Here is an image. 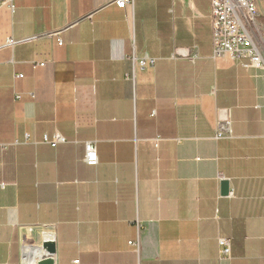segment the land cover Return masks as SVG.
I'll list each match as a JSON object with an SVG mask.
<instances>
[{
    "label": "crops",
    "instance_id": "obj_1",
    "mask_svg": "<svg viewBox=\"0 0 264 264\" xmlns=\"http://www.w3.org/2000/svg\"><path fill=\"white\" fill-rule=\"evenodd\" d=\"M113 1L0 0V264H264V68L211 0Z\"/></svg>",
    "mask_w": 264,
    "mask_h": 264
},
{
    "label": "built area",
    "instance_id": "obj_2",
    "mask_svg": "<svg viewBox=\"0 0 264 264\" xmlns=\"http://www.w3.org/2000/svg\"><path fill=\"white\" fill-rule=\"evenodd\" d=\"M257 1L258 0H211V17L213 25L214 57L224 54L230 55L233 60H240L244 67L264 68V38L257 28ZM135 0H114L113 3L121 9L134 6ZM137 69L153 67L155 59L148 56L132 57ZM22 75H19L21 77ZM17 98H21L18 95ZM219 134H224L222 127ZM64 138L59 137L49 141L57 146ZM84 161L88 165H97L99 155L95 141H88L85 145ZM130 244H135L130 241ZM221 256L230 257L231 243L229 239L221 238ZM78 262V261H75Z\"/></svg>",
    "mask_w": 264,
    "mask_h": 264
},
{
    "label": "water",
    "instance_id": "obj_3",
    "mask_svg": "<svg viewBox=\"0 0 264 264\" xmlns=\"http://www.w3.org/2000/svg\"><path fill=\"white\" fill-rule=\"evenodd\" d=\"M222 118H226V113L223 111ZM221 188L223 194H229L230 183L228 180L223 179L221 181ZM42 251V256L39 257L37 264H56L55 254L57 252L56 241L50 237L44 235L42 243L37 246Z\"/></svg>",
    "mask_w": 264,
    "mask_h": 264
},
{
    "label": "bare ground",
    "instance_id": "obj_4",
    "mask_svg": "<svg viewBox=\"0 0 264 264\" xmlns=\"http://www.w3.org/2000/svg\"><path fill=\"white\" fill-rule=\"evenodd\" d=\"M31 248V245H28V246H25L24 248V257H25V264H28V259L26 258V251ZM39 249V248H38ZM42 256V251H39V255H38V258H34L29 264H37V261L39 259V257Z\"/></svg>",
    "mask_w": 264,
    "mask_h": 264
}]
</instances>
